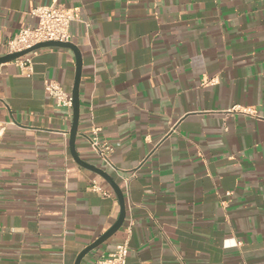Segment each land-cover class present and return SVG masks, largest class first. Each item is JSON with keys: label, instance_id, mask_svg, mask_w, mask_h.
<instances>
[{"label": "crops", "instance_id": "0c3cea01", "mask_svg": "<svg viewBox=\"0 0 264 264\" xmlns=\"http://www.w3.org/2000/svg\"><path fill=\"white\" fill-rule=\"evenodd\" d=\"M54 1L76 15L75 151L125 202L80 264L125 241V264H264V0H0V57ZM75 70L54 47L0 64V264H74L118 218L110 185L70 153L72 107L45 90L71 96Z\"/></svg>", "mask_w": 264, "mask_h": 264}, {"label": "built area", "instance_id": "2783aa9c", "mask_svg": "<svg viewBox=\"0 0 264 264\" xmlns=\"http://www.w3.org/2000/svg\"><path fill=\"white\" fill-rule=\"evenodd\" d=\"M31 16L37 19V24L33 28H24L18 31L14 37L5 44L6 55L22 52L37 44L45 42L68 43L70 41L69 26L75 20V10L67 8L62 4L54 1L49 6H41L31 11ZM15 61H18L15 60ZM22 70L30 69V60L22 63ZM45 90L50 97L55 100L56 106L71 108L72 98L65 94L62 89L55 83L46 85ZM3 126L0 124V143L3 137ZM88 144L91 151L108 167H112L110 155L112 148L110 145L103 143L97 137L96 131H92L88 138ZM127 187V179H124ZM92 190L100 193L102 197H108V192L104 191L96 181L91 183ZM130 233V230H128ZM128 253V243L125 241L115 246L114 250L102 254L94 264H125Z\"/></svg>", "mask_w": 264, "mask_h": 264}, {"label": "water", "instance_id": "95a60500", "mask_svg": "<svg viewBox=\"0 0 264 264\" xmlns=\"http://www.w3.org/2000/svg\"><path fill=\"white\" fill-rule=\"evenodd\" d=\"M66 48L70 49L75 56V62H76V70H75V80H74V86L71 93L72 98V124L69 131V149L70 153L74 159V161L81 167L90 170L97 175L101 176L112 188L114 191L118 203H119V215L115 223L100 237H98L93 243L88 245L85 249H83L77 256L76 261L74 264H80L82 259L91 251L98 248L101 244H103L105 241H107L110 237H112L123 225L125 220V202L124 197L122 194V191L119 189V187L112 181L110 176L104 172L103 170L96 168L92 165H89L85 162H83L77 155L75 151V136L77 133V126H78V114H79V96H78V88H79V82H80V74H81V56L78 51V49L72 45L71 43H60V42H45L37 44L27 50H24L22 52L8 54L0 57V64L9 63L12 61H15L19 58H22L23 56L34 52L36 50L42 49V48Z\"/></svg>", "mask_w": 264, "mask_h": 264}]
</instances>
